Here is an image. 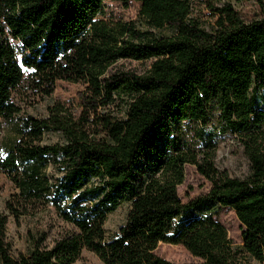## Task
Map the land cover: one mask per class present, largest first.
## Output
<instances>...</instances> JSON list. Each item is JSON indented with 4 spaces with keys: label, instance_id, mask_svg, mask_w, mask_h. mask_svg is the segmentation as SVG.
<instances>
[{
    "label": "trees",
    "instance_id": "1",
    "mask_svg": "<svg viewBox=\"0 0 264 264\" xmlns=\"http://www.w3.org/2000/svg\"><path fill=\"white\" fill-rule=\"evenodd\" d=\"M107 0H0V127L18 120L0 157L14 186L0 213V264H74L83 250L102 264H176L160 244L200 260L239 264L243 253L264 264V19L243 22L229 6L207 31L188 0L140 3L137 21L107 20ZM169 35H160V31ZM8 36L23 50L20 63ZM118 60H152L145 74L109 69ZM25 69V71L23 70ZM58 81L82 84L81 112L59 103L41 118L22 116L14 93L44 100ZM195 121L235 135L249 162L246 178L218 171L213 155L197 159L170 139V123ZM60 141L43 143L46 134ZM162 134L166 142L147 150ZM190 164L211 187L182 202L177 188ZM128 204L125 223L107 238V216ZM204 205L227 207L241 224V249ZM51 207L70 226L50 248L28 232L32 248L12 258L4 243L8 218L19 223Z\"/></svg>",
    "mask_w": 264,
    "mask_h": 264
},
{
    "label": "rangeland",
    "instance_id": "2",
    "mask_svg": "<svg viewBox=\"0 0 264 264\" xmlns=\"http://www.w3.org/2000/svg\"><path fill=\"white\" fill-rule=\"evenodd\" d=\"M190 2L191 18L199 27L211 31L217 20V10L229 5L245 22L264 19V0H188ZM140 3L129 1L126 4L107 0L104 2V14L102 18L107 20L137 21ZM161 35H169L168 31H160ZM8 41L13 48L18 63L23 54L20 43L8 36ZM152 60L133 61L118 60L108 71L109 74L117 71L131 72L141 76L150 68ZM25 71V69L23 68ZM82 84H73L58 81L55 85L53 95L44 100L29 97L23 91L14 93V99L20 104L21 115L41 118L47 115L48 107L53 103H59L67 108L74 117L81 112L79 94L84 91ZM257 106L264 111V92L257 96ZM214 121L206 127H202L195 121H184L181 123H170V139L174 145L184 151H191L197 159L204 155H213V163L218 171L225 172L232 178L244 179L249 172V162L243 152L240 142L235 135L230 133L219 134L212 132ZM18 120L12 123H2L0 127V157L4 156L8 148L17 136ZM61 139L58 134L49 133L43 138V143L53 144ZM166 142V135L158 137L155 144L147 150L150 155L155 145ZM211 185L198 174L195 166L186 164L184 166V181L177 188V193L182 202L208 193ZM15 192L14 186L0 171V213L6 214L4 204L8 197ZM129 205L122 204L117 210L107 216L104 223V231L107 238H111L118 228L125 223ZM195 215H208L219 222L227 231L228 238L233 247L241 249V224L237 220L233 210L217 205H204ZM70 226L62 222L51 207L41 211L34 217H24L19 223H15L12 217L8 218V224L4 232V243L12 258L26 255L30 252L32 244L28 239V232L32 234L44 233L45 241L43 247L50 248L54 241L68 230ZM155 253L170 262L176 264L197 263L200 260L191 256L183 247L160 244ZM239 264H259L245 256L243 253L237 255ZM74 264H102L98 258L87 250H83L80 259Z\"/></svg>",
    "mask_w": 264,
    "mask_h": 264
}]
</instances>
